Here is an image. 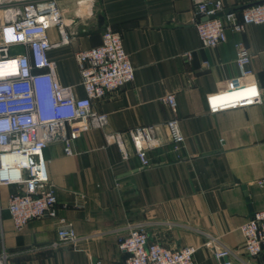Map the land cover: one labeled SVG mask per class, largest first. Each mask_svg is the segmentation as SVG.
Returning a JSON list of instances; mask_svg holds the SVG:
<instances>
[{"label": "crops", "instance_id": "crops-1", "mask_svg": "<svg viewBox=\"0 0 264 264\" xmlns=\"http://www.w3.org/2000/svg\"><path fill=\"white\" fill-rule=\"evenodd\" d=\"M68 40L56 27L49 56L58 80L84 94L75 53L99 46L102 33L122 34L136 69L133 82L93 102L108 115L103 128L83 132L65 153L62 141L44 150L58 198V216L73 224L81 239L53 247L58 222L43 216L16 230L7 208L18 185L0 188V253L9 264H121L127 226L144 223L150 240L169 248L195 246L196 264H219L214 250L230 248L234 264H264V253L245 250L241 226L264 209V102L217 113L206 95L228 87L240 76L236 44L251 53L252 74L264 96V24L245 31L227 29L225 42L202 46L194 26V0H58ZM240 12L257 0H222ZM174 93L172 109L163 100ZM177 117L185 141L175 150L166 122ZM155 124L157 143L144 165L128 134L130 128ZM121 132L124 151L106 135Z\"/></svg>", "mask_w": 264, "mask_h": 264}, {"label": "built area", "instance_id": "built-area-1", "mask_svg": "<svg viewBox=\"0 0 264 264\" xmlns=\"http://www.w3.org/2000/svg\"><path fill=\"white\" fill-rule=\"evenodd\" d=\"M194 14L202 46L215 47L226 41L227 29L243 32L251 24H264V0L247 5L240 12L226 10L222 0H194ZM66 26L58 0H0V188L21 186L10 193L7 202L16 230L46 215L57 220L58 239L51 244L53 247L75 244L81 237L70 220L58 216V198L44 150L50 143L62 141L65 153L73 154V143L83 132L108 123V115L95 110L93 102L136 78L122 34L106 28L99 46L75 53L84 92L76 96L72 86L58 80L56 62L49 56L53 46L49 29L56 27L65 42ZM250 61L249 48L238 42L236 62L240 76L231 78L227 89L206 95L211 113L264 102L257 82L243 81L252 74ZM163 100L175 109L174 93L166 94ZM166 126L175 150H179L185 141L179 119H169ZM128 134L141 161L148 165L147 152L157 143V126L130 128ZM122 135L115 132L106 138L124 151ZM1 212L0 193V219ZM241 231L247 254H263L264 209L254 211ZM120 248L127 254L121 264H196L195 246L169 248L150 240L144 223L127 226ZM214 256L219 264H234L233 259L238 257L227 247L216 248ZM9 261L10 254L2 251L0 264Z\"/></svg>", "mask_w": 264, "mask_h": 264}, {"label": "bare ground", "instance_id": "bare-ground-1", "mask_svg": "<svg viewBox=\"0 0 264 264\" xmlns=\"http://www.w3.org/2000/svg\"><path fill=\"white\" fill-rule=\"evenodd\" d=\"M231 96V95H230Z\"/></svg>", "mask_w": 264, "mask_h": 264}, {"label": "water", "instance_id": "water-1", "mask_svg": "<svg viewBox=\"0 0 264 264\" xmlns=\"http://www.w3.org/2000/svg\"><path fill=\"white\" fill-rule=\"evenodd\" d=\"M220 15V14H219Z\"/></svg>", "mask_w": 264, "mask_h": 264}]
</instances>
